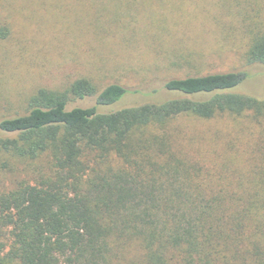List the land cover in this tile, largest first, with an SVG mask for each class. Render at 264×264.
I'll use <instances>...</instances> for the list:
<instances>
[{
	"label": "trees",
	"instance_id": "16d2710c",
	"mask_svg": "<svg viewBox=\"0 0 264 264\" xmlns=\"http://www.w3.org/2000/svg\"><path fill=\"white\" fill-rule=\"evenodd\" d=\"M246 5L242 69L165 78V98L116 110L141 90L80 77L0 120V172L29 171L0 186V264H124L136 244L145 264H264V98L232 91L264 66V0ZM225 114L252 118L248 147L170 125Z\"/></svg>",
	"mask_w": 264,
	"mask_h": 264
},
{
	"label": "rangeland",
	"instance_id": "374dc122",
	"mask_svg": "<svg viewBox=\"0 0 264 264\" xmlns=\"http://www.w3.org/2000/svg\"><path fill=\"white\" fill-rule=\"evenodd\" d=\"M245 7L246 0H0V120L23 113L38 88L63 89L80 77L141 90L108 106L116 110L165 98L151 92L165 78L242 69ZM248 72L232 91L264 98V66ZM251 119L183 115L170 125L200 145L215 139L244 149L255 137ZM28 177L19 164L0 172V186ZM124 264H145L138 244Z\"/></svg>",
	"mask_w": 264,
	"mask_h": 264
}]
</instances>
